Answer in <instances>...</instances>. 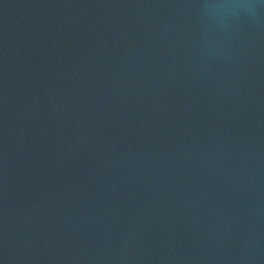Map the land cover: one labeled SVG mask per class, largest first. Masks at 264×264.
I'll return each mask as SVG.
<instances>
[{
    "label": "water",
    "instance_id": "water-1",
    "mask_svg": "<svg viewBox=\"0 0 264 264\" xmlns=\"http://www.w3.org/2000/svg\"><path fill=\"white\" fill-rule=\"evenodd\" d=\"M0 264H264V0H0Z\"/></svg>",
    "mask_w": 264,
    "mask_h": 264
}]
</instances>
